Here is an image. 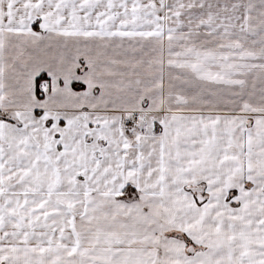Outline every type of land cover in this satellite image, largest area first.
I'll return each mask as SVG.
<instances>
[{"label":"snow or ice","instance_id":"obj_1","mask_svg":"<svg viewBox=\"0 0 264 264\" xmlns=\"http://www.w3.org/2000/svg\"><path fill=\"white\" fill-rule=\"evenodd\" d=\"M0 264H264V0H0Z\"/></svg>","mask_w":264,"mask_h":264}]
</instances>
